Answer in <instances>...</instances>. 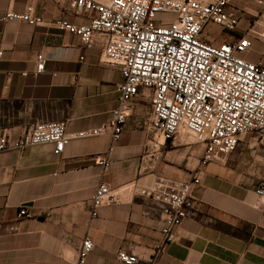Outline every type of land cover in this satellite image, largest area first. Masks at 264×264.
I'll return each instance as SVG.
<instances>
[{
  "label": "crops",
  "instance_id": "0c3cea01",
  "mask_svg": "<svg viewBox=\"0 0 264 264\" xmlns=\"http://www.w3.org/2000/svg\"><path fill=\"white\" fill-rule=\"evenodd\" d=\"M230 6L240 13L233 34L252 40L245 58L264 60V37L250 31L264 35V10L249 0ZM28 11L45 23H89L67 0H0V135L17 140L36 124L65 123L73 136L106 124L122 76L101 62L105 39L97 37L88 50L68 31L4 20L8 12ZM231 38L225 34L218 43ZM39 53L46 57L45 71L34 76ZM151 110L145 91L111 153L108 137L72 138L61 155L52 144L0 153V264H76L84 239L95 246L87 264H124L117 258L122 250L136 254L137 264H150L164 217L161 205L140 190L194 176L201 181L195 208L159 264H264V198L255 192L264 180V141L245 138L235 152L202 165V144L152 136ZM104 155L108 166L100 163ZM100 183L136 190L93 218L90 199ZM22 208L29 217L19 216Z\"/></svg>",
  "mask_w": 264,
  "mask_h": 264
},
{
  "label": "built area",
  "instance_id": "2783aa9c",
  "mask_svg": "<svg viewBox=\"0 0 264 264\" xmlns=\"http://www.w3.org/2000/svg\"><path fill=\"white\" fill-rule=\"evenodd\" d=\"M73 12L89 18V23L74 25L67 20L45 23L30 11L8 12L5 21H22L31 26L49 25L80 37L86 49H92L97 37L105 39L101 62L117 67L122 82L117 86L119 100L108 122L98 128L71 136L65 123L34 125L17 140L0 135V153L24 151L39 144H52L61 155L72 138L108 137V153L114 151L128 121L134 101L145 91L151 98L152 136L174 141L180 136L204 146L202 165L218 155L235 152L248 136L264 141V60L251 62L245 55L252 49L250 36H235L240 13L232 0H67ZM264 10V0H249ZM222 27L230 40L209 42L203 37L210 25ZM256 38L264 35L250 30ZM234 35V36H233ZM0 52V57L2 56ZM83 60V57L80 58ZM33 71H45L46 57L39 53ZM23 72L22 76H28ZM100 163L108 166L107 155ZM200 178L184 182L159 181L140 190L160 204L164 225L162 238L153 249L150 264H159L166 247L177 239L182 222L192 215L196 205L194 191ZM136 190L135 185L118 189L100 183L90 202L92 217L98 209L120 205ZM264 198V180L255 189ZM20 217H29L21 209ZM94 243L84 239L78 248L76 264H87ZM124 264H137L134 253L120 251Z\"/></svg>",
  "mask_w": 264,
  "mask_h": 264
},
{
  "label": "rangeland",
  "instance_id": "374dc122",
  "mask_svg": "<svg viewBox=\"0 0 264 264\" xmlns=\"http://www.w3.org/2000/svg\"><path fill=\"white\" fill-rule=\"evenodd\" d=\"M226 34L225 30L217 25H208L204 30V35L207 37L209 42H218L221 41V37ZM230 40V39H229ZM247 139H253L257 141H262L260 138H255V136H248ZM246 139V140H247Z\"/></svg>",
  "mask_w": 264,
  "mask_h": 264
}]
</instances>
